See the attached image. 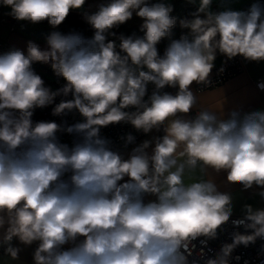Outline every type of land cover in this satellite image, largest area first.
Masks as SVG:
<instances>
[{"label": "clouds", "instance_id": "clouds-1", "mask_svg": "<svg viewBox=\"0 0 264 264\" xmlns=\"http://www.w3.org/2000/svg\"><path fill=\"white\" fill-rule=\"evenodd\" d=\"M189 2L196 10L179 20L187 31L162 55L157 45L177 25L169 0H107L83 13L90 38L53 30L44 50L30 42L26 53L0 54V248L11 259H19L18 241L37 243L33 264H198L190 259L195 242L203 256L234 208L232 193L221 191L209 170L225 173L228 185L260 189L264 198V109L192 115V86L212 83L218 54L264 62V3L213 11V0ZM85 3L0 0L13 19L52 29ZM133 15L143 21V35L121 34L119 44L109 39ZM34 63L50 64L63 87L45 86ZM257 87L264 90V82ZM69 94L52 115L75 110L82 122L64 128L33 121L35 109ZM119 123L163 135L125 158L100 135ZM62 131L80 139L70 147L58 139ZM134 142L127 134L125 144ZM243 209L231 222L245 232L233 233L206 264H229L235 248L264 239V208Z\"/></svg>", "mask_w": 264, "mask_h": 264}, {"label": "crops", "instance_id": "crops-1", "mask_svg": "<svg viewBox=\"0 0 264 264\" xmlns=\"http://www.w3.org/2000/svg\"><path fill=\"white\" fill-rule=\"evenodd\" d=\"M248 1L249 0H213L212 10L219 11L226 7H230L234 10H243ZM102 2H107V0H86L83 9L72 11L82 15L84 12H93L96 10V6ZM142 22L143 21L139 17L133 15V18L127 21L126 25L131 27H139ZM7 38L16 48L27 52L28 46L21 40L16 39L11 41L9 37ZM225 59V56L218 54L215 60L214 69L222 64ZM213 71L211 75L213 74ZM260 78L264 79V62L257 63L246 61L242 72L234 75L233 77L213 88L196 91V84H193L192 89L198 98L197 106L193 109V112L201 109H208L223 115L224 113L226 114L228 111L233 109H242L245 112L264 109V90H259L255 86L257 79ZM162 135V130H153L151 133L146 134L119 152L125 158H127L133 147L139 145L144 140H152L154 137ZM149 151H151V149H149ZM209 173L212 177H214L215 182L221 191L232 193L234 205L233 215H244L243 206L245 204L252 205L254 209L264 208V198L259 195L260 189L254 187L245 191L242 190L239 185L226 184L225 173H220L217 175L212 173L211 170H209ZM192 178H199V172H197ZM186 182H191V180L186 177ZM13 243L15 246L21 248L19 259H11V257L5 253L4 249L0 248V264H33V253L37 247V243H33L31 246H24L19 244L18 241H14Z\"/></svg>", "mask_w": 264, "mask_h": 264}, {"label": "built area", "instance_id": "built-area-1", "mask_svg": "<svg viewBox=\"0 0 264 264\" xmlns=\"http://www.w3.org/2000/svg\"><path fill=\"white\" fill-rule=\"evenodd\" d=\"M0 23H11L10 31H13L15 29L14 23L6 18L0 17ZM16 49L18 48L11 44L7 37L0 36V54ZM245 64L246 60H244L240 56H237L231 60H228L226 58L222 64H220L214 69L213 74L211 75L212 83L208 86L195 85V90L202 91L205 89L213 88L223 83L227 79L242 72L245 67ZM221 68H223L222 72L220 71ZM44 82L45 86L50 87L53 91L62 88L65 84L63 78L56 76L55 73L52 79L46 78ZM259 82H264V79H257L255 83L256 87ZM153 88L154 86L149 84V95L151 94ZM257 89L259 88L257 87ZM165 91L174 93L176 90L172 88H166ZM62 99H72V96L71 94H69L67 97L57 96L52 105L46 106L43 109H35L32 117L33 121H55L56 123L61 124L64 128L74 125L77 122H82L83 117H81L80 114L75 110L67 112L66 114L61 116L52 115L53 107L55 106V104H58ZM195 113L196 111L193 112V115H195ZM129 133H131L135 137V142L146 135L142 132H137L130 124L126 123L114 124L102 128L100 135L102 138H105L111 142L110 146L113 150L120 151L126 148L127 146L131 145L125 144L126 135ZM57 136L61 143L68 144L70 147L72 146L74 141H78L80 139L78 135L74 133L70 134L66 131L57 133ZM151 198L154 197H146L145 199L147 200ZM243 216L244 215H232L230 217L229 222L223 225L219 230L218 238L209 241L207 246L204 247L203 256L199 255L202 246L199 244L198 241L195 242L196 248L192 251L190 259L198 261V264H206L208 258H214L219 253L220 248L224 243H231V236L233 233L245 232V229L243 227L236 228L231 222L232 220L243 218ZM229 264H264V239H257L255 243H251L247 247L240 245L235 248L229 258Z\"/></svg>", "mask_w": 264, "mask_h": 264}, {"label": "trees", "instance_id": "trees-1", "mask_svg": "<svg viewBox=\"0 0 264 264\" xmlns=\"http://www.w3.org/2000/svg\"><path fill=\"white\" fill-rule=\"evenodd\" d=\"M173 6L174 10L171 13L172 16L177 18V25L172 30L171 38L162 39V41L157 45L160 54L162 55L166 46L170 42V39H178L183 32L187 30L182 29L179 25V20L185 17L190 18V13L196 10L197 4L190 3L189 0H170L169 1ZM255 0H249L247 5L244 6L243 10H246ZM261 3H264V0H260ZM39 25L36 29L30 30H38V29H47V30H56L60 31L64 34H68L70 32H79L87 38H90L93 35L92 29L90 26L84 21L83 15L74 11H70L69 16L66 20L57 28L52 29L47 22H42L37 24ZM29 29V28H28ZM116 33L115 37L109 36V39H115L117 44H119L118 37L122 34L124 36L135 34L137 36H142L143 33L140 31L139 27H131L127 26L126 23L121 25L119 28L113 29ZM34 71L41 76L43 80L46 79L44 75L43 69L47 68L44 63H34L33 64Z\"/></svg>", "mask_w": 264, "mask_h": 264}, {"label": "rangeland", "instance_id": "rangeland-1", "mask_svg": "<svg viewBox=\"0 0 264 264\" xmlns=\"http://www.w3.org/2000/svg\"><path fill=\"white\" fill-rule=\"evenodd\" d=\"M170 1V0H169ZM10 12V9L7 7L0 6V17L6 18L14 23L15 29L13 31H10L11 23H0V36L2 37H9L11 41L19 39L24 44L28 46L30 42L35 43L37 46H39L42 50L47 48L46 39L43 38H34L27 34H24L23 32L18 30V26L22 25L29 29H36L39 25L37 24H31L26 21H17L13 19L8 13ZM47 68L43 69L44 75L48 79H52L54 77V72L51 70V65L44 63Z\"/></svg>", "mask_w": 264, "mask_h": 264}, {"label": "water", "instance_id": "water-1", "mask_svg": "<svg viewBox=\"0 0 264 264\" xmlns=\"http://www.w3.org/2000/svg\"><path fill=\"white\" fill-rule=\"evenodd\" d=\"M18 30L23 32L24 34H27L31 37L34 38H43L46 39L47 36L52 32L51 30H47V29H38V30H30L22 25H19Z\"/></svg>", "mask_w": 264, "mask_h": 264}]
</instances>
